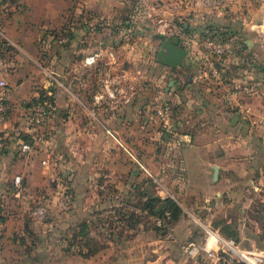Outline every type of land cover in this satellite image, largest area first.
Wrapping results in <instances>:
<instances>
[{"label":"crops","instance_id":"crops-1","mask_svg":"<svg viewBox=\"0 0 264 264\" xmlns=\"http://www.w3.org/2000/svg\"><path fill=\"white\" fill-rule=\"evenodd\" d=\"M50 1L26 0V4L36 13L14 17L13 21H21V25L3 28L1 32L5 39L23 51L25 57L17 54L15 60L5 63L0 59V77H4L7 82V100L11 105L6 121L0 126V253L3 254L9 245L25 247L21 240L25 238L24 218L28 214L29 201L35 198L37 190L46 188L55 176V168L51 165L49 169L41 167L40 161L43 158L56 153L55 157L60 158V162L63 157L69 160V165L66 163L67 169L72 172L74 170V173L80 166L84 174H73L69 178L71 183L83 181L87 185V194L94 188L99 199L101 196L107 197L109 193L103 190L106 182H112L116 188L118 181L119 188L121 173L133 177H139L140 174L135 164L128 163L123 158V138L140 151L144 161L156 160L154 153L158 150L155 151V146L158 144L157 140L162 139L156 129L163 127L150 120L149 116L154 114L157 102L167 101L173 107L172 125L167 130L171 133L172 140L166 147L158 145L171 154L158 164L160 167L152 169L151 173L165 183V191L179 199L177 201L169 196L177 201L181 214L170 227L172 242L162 241L161 247L158 243V249L151 245V251L155 254H150L145 264H221L211 261L204 254L193 260L182 251L181 247L185 243L193 241L201 245L204 240L198 227H202L204 223H198L187 207L197 212L205 207L218 214L225 204L234 207L236 201L244 196L241 188L247 181L252 185L262 184V191L264 190V63H234L238 55H245L256 46L264 48V36L246 30L248 22L264 19V0H243L245 8L241 11L232 2L227 17L218 18L219 22H215L224 25L230 35L241 41V48L222 63L226 75L222 81L197 78V56L191 53L205 29L221 27L204 25L200 29V23L193 25L188 19L189 28L195 29L194 37L176 34L187 52L185 59L175 67L156 60L157 64L177 74L176 81L171 82V88L161 95L154 94L153 85L149 91L142 87L139 91L138 85L131 81L115 84L119 75L123 74L120 71H126L129 62L123 63L125 69L117 62L106 64L100 60L93 65H86L84 58L93 51L89 52L84 44L75 46L74 35L66 44L65 50L62 47L47 49L50 52L48 64L39 63L35 55L38 32L33 27L38 22L44 29L49 22L57 20ZM70 1L65 0V3ZM101 1L97 0L96 5L93 4L94 10H100L104 4ZM86 2L85 8H88L96 0ZM1 15H4L2 10ZM44 30L39 33L40 37L45 33ZM84 34L83 32L82 35ZM99 49L104 51L105 48L98 46L96 50ZM128 54L126 58L132 60V53L129 51ZM111 88H121L125 90V94L109 97L107 93ZM42 90L51 96L53 109L40 130L42 140L39 149L25 154L20 151V136L25 134V104L37 97ZM238 103L250 107L249 114H240L237 111ZM235 115L239 118L234 121ZM43 148L49 150V154L42 152ZM15 175H21L23 179V198L20 201L13 200ZM262 206L254 210L260 217L254 221L257 233L262 229ZM71 210H77L75 203H72ZM87 210L88 213L100 212L98 216L105 211L111 212L98 206ZM185 214L194 222L185 220ZM250 220L238 223L233 219H218L214 222V230H221L223 227L240 230L245 240H254L255 244V240L259 238L253 231L249 233ZM115 228L114 224L106 233L102 229L107 236L102 232L103 240H98L97 249L86 256L71 252L66 256V263L141 264L136 253H125V249L122 253L121 249L116 248L124 241L120 242L111 233ZM51 229L53 230V226ZM63 241L67 242L66 237ZM153 242L155 241L149 243ZM88 245L91 246V239ZM178 247L183 252L181 260L173 253V249L178 251ZM86 251L87 249L83 252ZM22 255L27 256L25 253ZM15 259L16 256L11 255L9 260L17 261Z\"/></svg>","mask_w":264,"mask_h":264},{"label":"rangeland","instance_id":"rangeland-1","mask_svg":"<svg viewBox=\"0 0 264 264\" xmlns=\"http://www.w3.org/2000/svg\"><path fill=\"white\" fill-rule=\"evenodd\" d=\"M101 2L104 4L100 10L97 8L94 10L93 4L96 5L97 0L91 3L88 8H85L87 6L86 0H71L68 3H65V0H51L49 4L54 8L55 15H57L55 19L57 20L49 22L44 28L46 30L38 22L33 27L38 32L35 54L37 61L41 64L43 62L48 64L50 52L47 49L54 50L56 47H62L65 50L66 44L72 38L70 35L73 34L76 40L75 46L80 47L84 44L89 48V52L97 51L98 46L104 47L103 55L105 57L100 61L110 64L108 59V53L110 52L114 54L113 62L116 61L121 65L122 69H125L123 68V63L129 62L126 71H120L123 74L119 75L115 84L131 81L138 85L139 91L141 87L149 91L150 86L153 85L154 94L157 95H161L162 92L171 88L172 83L176 81L175 75H177L176 72H172L156 62L155 53L159 49L160 44L158 35L171 37L180 34L194 37L196 32H193L195 29L189 28L190 21L188 19L191 20L193 25L200 23V29L204 25H208V27H221L225 30L226 27L224 25L215 22H219L218 18L227 17V12H229L232 2L235 3L238 11L245 8L243 0H102ZM5 3L7 4L5 5ZM1 10L4 15H1ZM33 12L36 13L31 6L26 4V0H0V37L4 38L1 35L3 28H15L17 24L21 25V21H13L14 17L27 16ZM186 24L188 26H185ZM33 28L31 29L33 30ZM42 30L45 33L40 37L39 33H42ZM83 32L85 33L84 36L82 35ZM9 43L13 47L14 52L5 54V58H1L2 62L5 63L9 60L12 62L17 54L25 57L22 50L16 48L11 42ZM259 47H254L251 52H246L245 55H238L239 57L234 60V63H239V65L247 62L264 63V48ZM129 51L132 53V60L126 58L129 55ZM4 67L6 68V65ZM117 93H123L124 95L125 90L123 91L120 88ZM203 121L206 122V119H203ZM156 130L161 135L160 138L162 137L161 140H157V143L162 146L168 145L172 140L170 139L172 138L171 133L163 128ZM129 144L128 140L123 138V158L125 157L124 159L128 163L136 165L140 173L139 177L121 173L120 187L117 188L119 186L118 181H116V188H114L112 182H110L111 185L106 182L103 185V190L108 192L109 196H101L100 199L99 196H96L97 193L94 188L87 194L88 192L85 190L87 185L83 181L72 184L71 180H69L73 174H84L80 166L77 172L74 173V170L72 172L67 169L66 163L69 165L68 159L63 157L60 162L61 159L55 157L56 153L50 155V164L52 168H55L56 177L53 176L52 182L46 186L47 189L43 188L36 191L35 198L29 201L27 206L28 214H25L24 218V221L28 223L31 229V235L25 232L24 244L31 249L26 255L35 258L28 259L27 256L22 255L24 251L26 252L24 246L16 248L14 245H9V248L6 247L3 254L0 253V264H67L66 256L71 252H75L77 247H73L70 252H65L63 248L67 242L63 240H65V237L66 240L71 237V228L84 218L89 221V228L88 236L83 237L81 243L86 241V239H91L93 250L97 249L98 240H103L102 229H104L105 233L109 232V227H113L115 224L116 228L111 233H114L120 242L124 241L121 246H116V248L118 250L121 249L122 253H124L123 249H125V253H136L139 257V262L140 260L142 261L141 264H145V260L150 258V254H155V252L151 251V245L152 247L156 246L158 249V243H160L159 247H161L162 241L172 242L170 228L168 232L166 229L160 231L157 228L158 226L155 223L158 218L157 215L148 216L144 213L142 215L136 214L137 216L129 218L131 211L139 213L141 202L136 189L129 190L130 192L126 194L122 192L124 190L128 191L131 183H140L141 189H151L153 193L162 197L173 196L169 191H165V183L154 173H151V170L160 167L161 161L171 153L156 144L155 151L158 150L154 153L156 160L146 162L142 159L140 151L135 149L134 145L131 146ZM41 151L49 154L47 149L43 148ZM254 185L257 186V189H255ZM261 185L255 183L252 185L247 181L241 188L244 191V196L236 201L234 207H228L225 204L220 208L218 214L205 207H201L198 212L193 208H187L198 223H204V225L210 226L212 229H215L214 222L218 219H233L238 223L251 219L253 222L250 220L248 224L250 230L248 231L249 233L253 231L255 236L259 238L257 241L255 240V244L254 240L252 242L245 240L240 230H231L230 228H227L226 231L216 230L224 237L233 233V239L244 248L256 247L264 249V217L260 220V225L263 224V228L259 229L258 225V233L254 229L256 225L254 221L260 219L254 213V210L261 208L264 203V200H262L264 190L262 191ZM174 198L177 201L179 200L176 197ZM121 199H127V201L120 203ZM13 200L20 201L21 199L14 198ZM72 203L77 205L75 212L71 210ZM17 204L19 205L20 203ZM97 206L101 209L111 210V212L105 211L100 216L95 213H88L87 209L89 207L96 208ZM120 206L123 208V217L119 216L118 213L114 215L115 212L112 210ZM35 207L44 209V216L40 221L34 219L31 215V211ZM185 216V220L189 219L190 223L194 222L186 214ZM119 218L121 219L120 222L116 220ZM174 221L169 222V227L172 226L171 224ZM51 226H53V230H50ZM198 227L200 228V236L203 237L205 235L204 229L201 225ZM105 233L103 232L106 237ZM77 239H80V236ZM150 241L155 242L151 244L149 243ZM31 245L35 246V249ZM86 249L85 245L81 247L82 251ZM181 249L179 247L178 251L175 248L173 249V253L177 254L178 258L182 257L183 252ZM11 255L16 256L15 260L17 261H10ZM21 255L23 257L20 258Z\"/></svg>","mask_w":264,"mask_h":264},{"label":"built area","instance_id":"built-area-1","mask_svg":"<svg viewBox=\"0 0 264 264\" xmlns=\"http://www.w3.org/2000/svg\"><path fill=\"white\" fill-rule=\"evenodd\" d=\"M246 30L264 36V19L259 22H248ZM194 46V50H191V53L197 56L199 68L196 77L199 79L222 81L224 71L219 67V61L233 56L237 49L241 48V41L232 35L226 34L222 28H207ZM103 54L104 51L101 49L88 54L84 58V63L86 65H93L105 57ZM108 59L112 63L114 54L109 52ZM60 85L62 84L60 83ZM118 90L119 88H113L108 91L107 95L113 98L118 94ZM7 92V82L4 77H0V126L6 121L8 111L11 109V105L7 100ZM237 111L240 114H249L250 107L238 103ZM48 117L44 104L38 103L28 108L25 107L23 117L24 133L29 137V141L20 142V151L22 153L30 154L34 150L39 149L38 146L42 140L40 130L48 120ZM149 119L161 124L167 130L170 129L172 125L171 104L167 101L157 102L154 114H151ZM40 163L45 169L50 168L49 157L43 158ZM12 194L14 198H23V179L21 175H15L13 178ZM31 215L34 219L40 221L44 216V209L42 207H35L31 211ZM169 220H171V215L166 213L163 218H157L155 223L158 227L164 228L168 232L170 228L168 225ZM202 227L205 235L201 245L193 241L182 245V251L188 258L194 260L200 254H204L215 263L264 264V249L256 247L244 248L235 239L222 236L210 226L202 225Z\"/></svg>","mask_w":264,"mask_h":264},{"label":"trees","instance_id":"trees-1","mask_svg":"<svg viewBox=\"0 0 264 264\" xmlns=\"http://www.w3.org/2000/svg\"><path fill=\"white\" fill-rule=\"evenodd\" d=\"M225 33L230 35V32H228L227 30L225 31ZM70 37H73V34H71ZM12 48L13 47L11 46V44L9 43V41L7 39L0 37V59L5 58V54H7L9 52L13 53L14 50ZM223 62H224V59L219 61V67L222 69H223V67H222ZM225 77H226V75H224V78ZM38 103L45 105L47 112H48V116H49L52 109H53V107H52L53 102H52L51 96L46 94V92L42 90L37 97H34L29 102H27L25 104V107L28 108V107H30L32 105H36ZM171 106H172V104H171ZM172 111H173V107H172ZM20 137L22 138V141H24V142L29 141V137L26 134H22ZM132 189L137 190V194L139 196V201L141 202V207H139V213H136L135 211H131L129 213V218H133L134 216H137L136 214L142 215L144 213H145V215H148V216L157 215L158 218H163L166 213H169L171 215V220H169V222H171L172 220L174 221V219L181 214V208L179 207L177 201L175 199H173L172 197H169V196L162 197L160 195L153 193L151 189H141L140 183H137V184L131 183L130 187L128 188V191L124 190L122 192H123V194H126V193H129L130 192L129 190H132ZM126 201H127V199H121L120 203L126 202ZM262 205H263L262 208H264V203ZM122 209H123L122 206H120V207H118L116 209H112V210L115 212L114 215H116V213H118L119 216L123 217L124 214H122L123 213ZM95 214L99 215L101 213L95 212ZM117 220H118V222L121 221L120 218ZM261 226L263 228V224H261ZM88 228H89V221L85 218L82 219L77 224H75V226L73 228H71V231H72L71 237L69 239H67V246H65L63 248V250L65 252H70L73 247H77V250L75 251V253L82 255V256H86L89 252H92L93 248L88 245L89 239H86V241H83V243H81V240L83 239V237L88 236ZM157 228L160 231L165 230L164 228H161V227H157ZM226 229H227L226 227H223L221 230L226 231ZM25 232H27V233H29V235H31V229L29 228L27 222H26ZM263 234H264V232H263ZM225 235H226V233H225ZM78 236H80V239H77ZM232 236H233V233L230 236L226 235V238H233ZM23 241H24V238H22L21 244L25 245ZM84 245L87 247L86 252H83L81 250V247ZM31 247L33 248L32 245H31ZM25 249H26V252L24 251L25 254H27L28 251L31 250L27 246H25Z\"/></svg>","mask_w":264,"mask_h":264},{"label":"water","instance_id":"water-1","mask_svg":"<svg viewBox=\"0 0 264 264\" xmlns=\"http://www.w3.org/2000/svg\"><path fill=\"white\" fill-rule=\"evenodd\" d=\"M160 39L159 49L156 51V60L169 67H175L179 65L186 57L187 52L180 44L178 36L165 37L164 35H158ZM239 117L234 116L235 121ZM244 122L243 119H241Z\"/></svg>","mask_w":264,"mask_h":264}]
</instances>
